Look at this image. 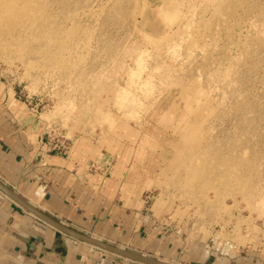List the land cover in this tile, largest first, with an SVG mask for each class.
<instances>
[{
  "label": "rangeland",
  "instance_id": "rangeland-1",
  "mask_svg": "<svg viewBox=\"0 0 264 264\" xmlns=\"http://www.w3.org/2000/svg\"><path fill=\"white\" fill-rule=\"evenodd\" d=\"M0 80L110 154L150 232L111 245L264 264V0H0Z\"/></svg>",
  "mask_w": 264,
  "mask_h": 264
},
{
  "label": "crops",
  "instance_id": "crops-1",
  "mask_svg": "<svg viewBox=\"0 0 264 264\" xmlns=\"http://www.w3.org/2000/svg\"><path fill=\"white\" fill-rule=\"evenodd\" d=\"M33 108L31 99L22 101L0 80V182L74 231L128 250L148 248L147 221L133 209L126 181L113 176L110 154L96 157L80 146L64 156L51 152ZM99 251L46 226L0 193V264H136Z\"/></svg>",
  "mask_w": 264,
  "mask_h": 264
},
{
  "label": "water",
  "instance_id": "water-1",
  "mask_svg": "<svg viewBox=\"0 0 264 264\" xmlns=\"http://www.w3.org/2000/svg\"><path fill=\"white\" fill-rule=\"evenodd\" d=\"M0 193H2L7 199L12 201L17 207L45 224L46 226L54 229L55 231L67 236L77 242L84 245L96 248L105 253L111 254L118 258L136 263V264H173L169 262H164L159 259H155L149 256H145L139 253L131 252L120 247L113 246L107 242L100 241L86 234L74 231L64 224L54 220L50 216L44 214L40 210L36 209L34 206L25 201L22 197L16 194L13 190L8 188L6 185L0 182Z\"/></svg>",
  "mask_w": 264,
  "mask_h": 264
},
{
  "label": "built area",
  "instance_id": "built-area-1",
  "mask_svg": "<svg viewBox=\"0 0 264 264\" xmlns=\"http://www.w3.org/2000/svg\"><path fill=\"white\" fill-rule=\"evenodd\" d=\"M46 145L49 147L51 152H56L64 156L67 152V147L64 143H59L58 141L54 143V138H51L50 135H47Z\"/></svg>",
  "mask_w": 264,
  "mask_h": 264
},
{
  "label": "bare ground",
  "instance_id": "bare-ground-1",
  "mask_svg": "<svg viewBox=\"0 0 264 264\" xmlns=\"http://www.w3.org/2000/svg\"><path fill=\"white\" fill-rule=\"evenodd\" d=\"M145 17V16H144ZM145 20V19H144ZM146 24V22H144Z\"/></svg>",
  "mask_w": 264,
  "mask_h": 264
}]
</instances>
